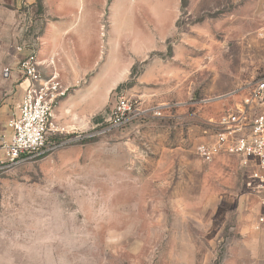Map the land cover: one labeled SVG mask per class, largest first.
<instances>
[{
    "label": "rangeland",
    "instance_id": "obj_1",
    "mask_svg": "<svg viewBox=\"0 0 264 264\" xmlns=\"http://www.w3.org/2000/svg\"><path fill=\"white\" fill-rule=\"evenodd\" d=\"M112 1L92 122L120 73L116 90L164 117L0 166V264H264L246 170L196 154L207 122L264 74V0ZM43 19V0H0V140L23 93L16 48L42 39Z\"/></svg>",
    "mask_w": 264,
    "mask_h": 264
},
{
    "label": "built area",
    "instance_id": "obj_2",
    "mask_svg": "<svg viewBox=\"0 0 264 264\" xmlns=\"http://www.w3.org/2000/svg\"><path fill=\"white\" fill-rule=\"evenodd\" d=\"M17 71L24 83V95L17 115L8 127L10 137L0 140V166H12L50 154L62 147L83 143L130 126L140 120L163 118L160 107L146 108L138 99L114 90V103L108 118L89 132L66 133L54 117L59 103L68 97L61 77L43 75L39 62L40 44H23L16 48ZM8 72V71H7ZM233 105L207 122L205 138L197 145L196 154L204 163L221 156L232 157L247 172L248 188L261 206L257 224L264 233V74L233 95Z\"/></svg>",
    "mask_w": 264,
    "mask_h": 264
},
{
    "label": "crops",
    "instance_id": "obj_3",
    "mask_svg": "<svg viewBox=\"0 0 264 264\" xmlns=\"http://www.w3.org/2000/svg\"><path fill=\"white\" fill-rule=\"evenodd\" d=\"M109 2L110 0H43L45 25L42 32L45 34L42 39L37 38L31 43L42 42L39 62L43 75L50 77L54 73L58 74L62 84L69 89H75L85 82L84 87L75 89L54 111L57 125L66 133L93 130L96 126L92 122L93 117L103 109V105L97 102V98H92L89 92L96 78L89 81L88 77L102 48V18ZM112 2H116L115 6L120 4L119 0ZM124 81L125 76L120 73L104 91V100ZM27 85V82L23 85L20 83V88L23 90ZM23 95L24 91L21 99ZM262 243L264 244V233Z\"/></svg>",
    "mask_w": 264,
    "mask_h": 264
}]
</instances>
